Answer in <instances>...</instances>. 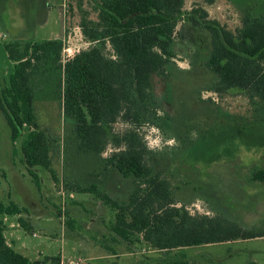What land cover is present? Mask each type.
Listing matches in <instances>:
<instances>
[{"label": "rangeland", "instance_id": "374dc122", "mask_svg": "<svg viewBox=\"0 0 264 264\" xmlns=\"http://www.w3.org/2000/svg\"><path fill=\"white\" fill-rule=\"evenodd\" d=\"M233 1L185 0L183 8L201 6L208 18L234 31L241 25L242 9ZM247 2L257 11L263 9L256 6L261 0ZM91 5L90 0H0L1 79L7 83L14 66L4 48L7 42L61 39L71 55L87 47L79 21L83 11L96 19ZM184 28L185 37L172 43L175 67L153 80L160 105L157 112L163 115L160 126L141 125L142 142L157 159L155 170L172 183L178 206L184 204L190 213L217 212L245 226H260L264 183L251 181L250 175L264 170V103L251 101L239 89L222 93L207 89L215 80V74L202 65L209 54V33L191 23ZM109 49L106 46L103 51L108 54ZM63 51L62 59H66ZM57 77L50 70L37 74L32 83L38 124L52 140L51 167L58 182L38 167L40 184L35 186L20 160L22 137L11 142L0 111V199L23 206L20 216L30 226L24 229L18 215L4 217L9 245L30 260L59 255L83 264H172L181 258L189 264H264V237L170 250H151L142 243L127 247L114 240L109 230L111 209L92 193L70 187L74 181L97 183L112 197L125 200L132 191V179L105 166L103 160L113 151L111 144L100 156L77 148L72 122L62 111ZM129 125L118 121L112 131L120 133Z\"/></svg>", "mask_w": 264, "mask_h": 264}, {"label": "trees", "instance_id": "16d2710c", "mask_svg": "<svg viewBox=\"0 0 264 264\" xmlns=\"http://www.w3.org/2000/svg\"><path fill=\"white\" fill-rule=\"evenodd\" d=\"M184 1L90 0L96 19L83 11L79 21L88 45L65 60L61 39L4 44L14 66L7 83L0 76V111L11 142L22 137L20 160L32 182L39 187L38 167L58 182L51 167L52 140L38 124L32 83L37 74L53 70L77 148L100 156L111 144L113 151L103 160L105 166L132 179L133 188L125 200L112 197L97 183L74 181L70 187L92 193L111 209L110 233L127 247L142 243L151 250H170L264 237V222L245 226L221 213H190L184 204L178 206L172 183L155 170L157 159L138 131L144 124L160 126L163 115L157 112L160 105L153 80L175 67L172 43L185 37L186 23L209 33V54L202 65L215 74V80L206 88L218 93L239 89L251 101L264 103V0L256 5L263 6L260 11L247 0H231L242 9L241 25L234 31L208 18L201 6L184 9ZM106 46L108 54L103 51ZM118 121L130 125L113 133ZM250 180L264 183V170H254ZM23 212L25 208L16 202L0 199V264H60L59 255L30 260L6 242L4 217L19 215V224L30 229L20 216ZM66 221L71 222L69 217ZM172 264L189 263L181 258Z\"/></svg>", "mask_w": 264, "mask_h": 264}, {"label": "built area", "instance_id": "2783aa9c", "mask_svg": "<svg viewBox=\"0 0 264 264\" xmlns=\"http://www.w3.org/2000/svg\"><path fill=\"white\" fill-rule=\"evenodd\" d=\"M62 50H65V51H63V53L66 52L65 56H63V57H66V59L72 56V55L70 54L69 49H64V47H63ZM63 60H65V59H63ZM70 195L72 196V194H70ZM32 235H36V234L33 233ZM60 264H83V261H82V260L65 261V260H62V259H61Z\"/></svg>", "mask_w": 264, "mask_h": 264}, {"label": "crops", "instance_id": "0c3cea01", "mask_svg": "<svg viewBox=\"0 0 264 264\" xmlns=\"http://www.w3.org/2000/svg\"><path fill=\"white\" fill-rule=\"evenodd\" d=\"M71 194H72V193H71ZM72 196H73V194H72ZM18 216H19V215H18ZM4 231H5V230H4ZM5 239H6V238H5ZM6 242H7V241H6ZM7 243H8V242H7ZM8 244H9V243H8ZM132 247H134V246H132ZM128 254H133V252L130 251V252H128ZM104 257H105V256H102L101 258H104ZM61 259L64 260L62 257H61Z\"/></svg>", "mask_w": 264, "mask_h": 264}]
</instances>
